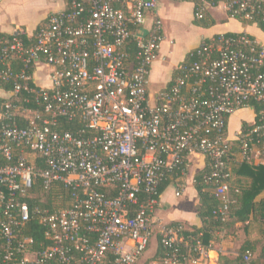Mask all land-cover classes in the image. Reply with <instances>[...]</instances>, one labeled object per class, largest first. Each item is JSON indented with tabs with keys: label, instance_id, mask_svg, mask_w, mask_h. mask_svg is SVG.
<instances>
[{
	"label": "built area",
	"instance_id": "1",
	"mask_svg": "<svg viewBox=\"0 0 264 264\" xmlns=\"http://www.w3.org/2000/svg\"><path fill=\"white\" fill-rule=\"evenodd\" d=\"M191 1L198 20L222 5L229 16L264 26V0ZM158 6L66 0L34 38L20 26L12 38L0 37V82L12 85L0 112V264H139L156 235L168 250L153 264H220L223 247L213 256L212 244L185 235L183 224L156 217L159 187L202 155L205 180L222 201L219 214L229 219L237 203L231 163L264 160V108L235 141L227 133L236 110L264 107V44L247 33L204 39L152 99L149 77L164 40ZM150 12L153 24L144 31ZM32 66L48 69L50 85L37 83ZM22 92L37 109L21 104ZM60 118L80 122L81 133L56 129ZM39 181L43 190L61 184L69 204L22 199ZM33 219L48 242L39 248L24 235ZM241 264H255V254L246 250Z\"/></svg>",
	"mask_w": 264,
	"mask_h": 264
},
{
	"label": "crops",
	"instance_id": "2",
	"mask_svg": "<svg viewBox=\"0 0 264 264\" xmlns=\"http://www.w3.org/2000/svg\"><path fill=\"white\" fill-rule=\"evenodd\" d=\"M53 1L60 2L61 5L58 9L41 13L34 22L26 24L24 21L18 22L15 19L16 14L14 11L6 5L4 0H0V32L11 34L17 26H22L30 34L34 33L38 24L45 20L49 14L66 6V0H50L46 6L48 9L54 5ZM157 13L163 20L164 40L161 44L159 58L153 64L149 77L148 90L152 99L170 84L175 73V67L183 62L190 52L204 39L215 37L219 34L235 32L247 33L258 42L264 44V30L261 27L257 24H245L240 19L229 16L222 5L213 8L209 12L210 19L214 21V24L210 27L200 26L195 23V6L191 0H159ZM154 14V12H150L143 29L144 31L153 24ZM36 81L38 83L37 78ZM44 85H50L48 78L47 83L42 84V86ZM7 97L8 94L0 88V98ZM256 115L257 112L253 106L244 107L232 113L229 117L227 130L229 138L235 141L243 130V124L247 123L251 126L256 121ZM191 162L196 164L192 165V167L190 165L184 176L169 185L161 194V205L156 211V217L166 223L180 222L188 227H199L202 225L201 218L197 212L199 200L194 186V176L205 167L207 160L202 155H194L191 158ZM242 163L236 161L231 163L232 186L239 190L250 186L252 183V177L236 173L237 165ZM248 163L255 166H263L264 160L258 164L254 162ZM178 191H180V195H177ZM262 200H264V190L255 199L257 203ZM263 223L261 220L255 219L248 228L244 223H237L230 234L216 247L227 248V251H224L225 256L231 258L247 241H250L254 246L255 259H258L264 246ZM212 251L213 256L218 254L217 250L214 249V245ZM223 262L225 263L222 255H220V264H224Z\"/></svg>",
	"mask_w": 264,
	"mask_h": 264
},
{
	"label": "trees",
	"instance_id": "3",
	"mask_svg": "<svg viewBox=\"0 0 264 264\" xmlns=\"http://www.w3.org/2000/svg\"><path fill=\"white\" fill-rule=\"evenodd\" d=\"M195 6V5H194ZM50 15V14H49ZM49 15L46 17L45 20L38 24L37 28L35 29L34 33L29 38H34L35 33L44 24V22L48 19ZM243 21L245 24H254L253 21H247L241 17H235ZM195 23L200 26L210 27L214 24V21L210 19V13H208L207 17L201 20L195 18ZM22 27V26H20ZM264 30V26L259 24ZM15 33L6 34L4 32H0V37L4 36L8 39L12 38ZM241 33L235 32H228L226 35H238ZM28 35L25 36L27 43H29ZM128 50L130 51L131 55L133 56L137 51V43L134 40H131ZM193 61L194 57L190 54L184 61ZM35 67L30 68V72L33 73L35 71ZM171 84V82H170ZM170 84L165 87L168 88ZM11 83H4L0 82V88L3 89L6 93H8L11 89ZM25 97H29L31 100L29 102L23 101ZM9 99L7 98H0V112L2 111V104L3 102ZM21 104L30 108V109H37L36 104L34 103L33 97L31 94L27 92H22L21 94ZM256 112L258 113L263 107L259 103L255 102L253 104ZM258 119V114L256 115V120ZM21 124H24L22 122ZM249 125L247 123L243 124V130L245 131ZM56 129L60 131H72L74 133H81L82 124L78 121L68 120L66 118H60L58 121ZM234 151H239L237 147H235ZM38 167L45 168L46 165L40 163V159L37 160ZM43 162V161H42ZM209 169L208 166L201 170H199L194 176V186L197 191V196L199 200V204L197 207L198 216L201 218L202 225L201 226H186L180 222H174V224H183L186 228L185 235L191 234L193 237L200 239L205 245L216 247V245H220V243L224 240V238L230 234L231 230L235 227L237 223H244L248 228L250 224L256 219L261 220L264 222V200L261 202H256L255 199L259 195V193L264 190V165L255 166L253 164H249L248 162H244L236 167V173L239 175H248L252 177V183L250 186H247L243 189H238L239 192L236 193L235 187L232 186L231 194L235 196L237 199V203L230 206L228 211L229 219L223 220L222 216L219 214V209L222 206L221 199L216 196L213 192V187H211L210 183L205 180V175L208 173ZM187 172V171H186ZM183 171L181 168H175L173 171H170L165 179L162 181L159 187L160 195L163 191L171 185L173 182H176L179 178L183 177ZM213 189V190H212ZM68 192L61 184H56L52 188L48 190H43L42 186L40 185V181L38 186L35 189V192L32 197L29 198H22L26 199L31 205H40L43 207L49 208H60L67 206L69 204L68 200ZM264 226V223L262 224ZM44 227L36 220H31L24 230V235L27 237H32L35 240V248H39L42 242L48 243L45 239L44 235ZM189 240V238H188ZM153 241H156L155 244V260H160L164 257L165 253L168 249L164 248L161 243L159 236H155L151 239L148 249L151 247ZM195 244V241L192 242ZM250 250L254 253V246L250 241H247L245 245H243L239 252L238 260H233L228 258V256L222 255V259L225 261L224 264H241L242 254L246 251ZM146 251V252H147ZM146 254V253H145ZM255 254V253H254ZM255 264H264V246L263 249L258 257L255 259Z\"/></svg>",
	"mask_w": 264,
	"mask_h": 264
},
{
	"label": "rangeland",
	"instance_id": "4",
	"mask_svg": "<svg viewBox=\"0 0 264 264\" xmlns=\"http://www.w3.org/2000/svg\"><path fill=\"white\" fill-rule=\"evenodd\" d=\"M6 5L11 8L16 14V20L18 22L24 21L26 24H31L35 21V19L42 13H47L50 10H56L60 7L59 1H53L54 5L48 9L46 7L48 5V1L50 0H4ZM37 73H35V78H37L38 83L40 85L47 83V72L48 69L46 67H38ZM196 163L191 162V167ZM155 244L156 241H153L151 247L146 252V254L141 258L139 264H153L154 256H155ZM224 251H227V248H223ZM239 256V252H235L234 255L230 259L236 260ZM238 260V259H237ZM224 263V262H223Z\"/></svg>",
	"mask_w": 264,
	"mask_h": 264
}]
</instances>
